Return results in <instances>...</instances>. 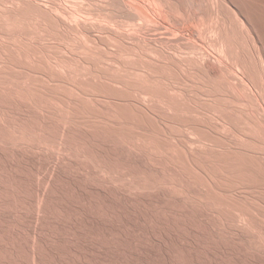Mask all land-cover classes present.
<instances>
[{"label": "bare ground", "instance_id": "6f19581e", "mask_svg": "<svg viewBox=\"0 0 264 264\" xmlns=\"http://www.w3.org/2000/svg\"><path fill=\"white\" fill-rule=\"evenodd\" d=\"M188 1L185 3L181 0H0V66L2 67L0 80L3 79L2 77L21 78L23 82L27 80L24 84L21 82V86L18 85L19 87L16 88L18 90H14L16 94L26 99L37 96L47 104L58 105V110L66 114V116L61 114L63 119L78 124H83L82 120L85 119V116H82L84 119L80 117L83 114H79L80 105L77 108L76 104L72 106L65 103L66 101L62 103L63 101L58 98L59 95L67 93L70 98V101L67 100L69 103L75 94L76 98L78 95L75 99L79 101L80 97L82 109L95 111V115L92 112L90 115L99 117L108 125H110L107 121L108 117L102 114L100 106L104 107V104L107 107L112 106L119 128L125 130L126 127V132L121 131V134L148 144L154 153L160 148L159 145L156 146L157 140L167 135L163 134L162 129L160 131V127L164 128L166 124L185 127L183 123L186 121L184 122L180 117L186 114L184 119H187L185 117L188 115L189 122H186L190 130L188 132L193 136H190V140L193 138L192 145L189 142L190 146L195 145L196 148L193 149L201 151L195 152L190 147L189 150L192 153L194 151V155L188 154L190 161L186 160V164L181 162L183 164L179 167L183 170H179L190 175L197 182L201 174L200 167L206 169V172L202 171L206 176L202 177L205 188L207 186L206 203L209 200L210 206L215 207L216 214L223 220L226 212L233 211V218L239 213V219L247 222L243 228L249 225L255 230L258 227L254 229L256 226L254 224L264 211V199L262 200L264 197L262 195L264 194V55L260 54L255 43L258 39L254 41L245 27L248 24L253 30L255 26L250 25L249 21H246L247 18L244 19L245 13L242 14L239 9L236 12L237 8L234 10L229 0H208L206 6L205 0H203L204 4L198 3V0ZM202 5L205 6L204 9ZM201 18L209 20L208 30H206L207 24H205L206 28L204 23L198 24L199 20L202 22ZM201 25L204 27H198ZM203 29L205 33L208 31L209 36L203 34ZM200 30L201 34H199ZM198 34L208 36L204 38L205 41L208 38V42L204 41L206 44H203L202 37L199 38ZM195 39H200V43L195 42ZM255 71L260 75L259 84L254 80ZM166 72L172 74L173 82L170 81L172 78L165 77L163 73ZM234 73L238 74L239 82L236 85ZM169 74L167 76L171 75ZM14 80H11L12 84ZM39 80L44 82L38 85L36 82ZM236 86H240L241 89ZM194 87L197 89L193 91L195 94L193 98L198 99L200 104L194 99L192 100L195 103L192 102L190 97L188 98L191 101L187 100V92H189L187 90ZM220 87L224 91L221 89L220 91ZM166 92L170 93L167 98L171 96L172 99L169 98L174 99L173 101H168L169 98L164 99ZM133 95L135 98L131 97ZM75 99L72 101L73 104ZM28 101L31 103V100ZM100 102L104 104L99 106ZM159 103L168 105V113L172 114L171 119L163 120L162 116L153 114L151 109ZM234 116H238L240 124L242 122L252 126L251 134L256 132V135H248L246 130L242 133L239 128L237 130ZM232 118L235 120L233 121ZM211 119L217 124V127L214 126L218 128L216 137L209 132L211 125L208 129V122ZM140 126L148 129V133L139 132ZM155 126L160 132L155 131ZM111 127L116 128L112 125ZM111 127L107 128L110 130H106L111 131ZM13 131L7 133L10 140L35 136L29 133L32 134L30 137L28 132L22 129L20 131L16 129L18 135ZM196 132L202 135L197 137ZM229 133H232L231 136H228ZM214 150L217 155H214ZM172 151L171 153L174 154L175 151ZM142 179L140 181L143 182L145 179ZM172 183L174 184L173 181ZM259 195L263 197L259 199ZM263 216L264 214L261 217ZM227 223L229 224V220ZM262 239L260 240L259 237L260 242L263 241Z\"/></svg>", "mask_w": 264, "mask_h": 264}, {"label": "rangeland", "instance_id": "374dc122", "mask_svg": "<svg viewBox=\"0 0 264 264\" xmlns=\"http://www.w3.org/2000/svg\"><path fill=\"white\" fill-rule=\"evenodd\" d=\"M206 2L209 3L205 0V6ZM229 2L232 3L234 10L237 8L236 12L239 9L242 14L245 13L244 19L247 18L246 21L257 28L254 30L256 29L254 27L252 30L248 24L245 26L250 37L254 41L258 39L255 43L263 56L264 0H229ZM198 3L204 4V1L198 0ZM202 6L204 9L205 6ZM207 21L199 20L198 24L204 23L203 25L208 26L210 22ZM208 29L209 26L206 30ZM202 31L204 32V29ZM202 31L200 30L199 34ZM207 32L203 34L209 36ZM203 34L200 36L203 38L201 42L206 44L208 38L206 41L204 38L208 36L205 37ZM195 42L199 44L200 39ZM255 72L253 74L256 82L260 75ZM163 74L172 78L168 79L173 82L171 73V75L167 72ZM168 74L170 76H167ZM233 76L235 81H232L236 85L239 82L238 74L234 73ZM2 78L3 81L0 80V264H264V223L262 222L264 216L261 217L264 211H261L262 214L260 213L254 224L256 225L254 229L258 227L255 230L249 225L243 228L247 222L239 219V213L236 214V211L234 212L236 218H233V211L232 216L230 212H226L227 218L225 216L226 222H224L225 218L223 220L216 214L217 210L212 204L213 207L210 206V201L208 200L207 203L205 201L207 186L205 188L202 180L206 177L204 173L206 169L200 167L201 174L197 182L190 175L180 171L183 169L179 166L186 164V160L189 162L194 151L198 153L201 151L194 150L195 145L190 146L193 139L190 140V136H193L188 132L190 131L186 123L189 122L188 115L185 117L187 119H184L186 114L180 117L184 122L186 121L183 123L186 128L167 124L164 128L160 127V131L163 130V134L167 135L157 140L156 146L159 145L160 148L158 153L155 152L156 155L148 144L121 134V131L126 132V127L125 130L119 128L112 106L107 107L104 103H99V106L104 104L100 109L105 117L107 115V121L110 122L108 125L106 121L94 116L95 111L82 109L80 97L79 101L76 100L78 95L76 98V94H72L74 96L70 103L67 93L66 96L59 95L61 97L58 98L63 101L62 103L66 101L68 105H78L77 108L80 105L79 114L83 113L81 119L85 116L84 121L82 120L83 124L71 120L69 122L63 119L61 114L65 112L58 110V105L47 104L37 96L26 99L16 94L15 91L18 90L16 88L27 80L23 79V82L21 78V80ZM10 79L14 80V85ZM17 79L20 81H16ZM43 82L44 80H39L36 83L39 85ZM236 87L241 89L240 86ZM6 89L9 91L7 92ZM196 89L194 87L187 90L190 93L186 91L189 102L192 99L196 103L199 101L193 98L195 95L193 91ZM220 89L224 91L221 87ZM166 93L164 99L169 97L172 99L171 96L167 98L170 93ZM133 96L131 97L135 98ZM170 98L168 101L174 100ZM74 99L76 101L73 104ZM28 100H31V103ZM164 105L159 103L151 111L153 110V114L158 117L162 116L163 120L171 119L172 114L168 113V105ZM91 112L94 115H90ZM234 118L237 130L239 128L242 133L246 130L248 135H252V126L242 122L240 124L238 116ZM209 121L208 129L212 126V133L211 130L209 132L214 136L218 131L217 124L212 119ZM106 126L111 127V131H107L110 129ZM18 128L26 130L28 134L32 133L37 138L35 136L18 138L19 140L12 138L11 141L7 133L15 132L16 129L20 131L21 129ZM247 129L250 130L249 133ZM145 130L146 128L141 126L138 128L139 132L148 133L149 130ZM196 133H198L197 137L202 135L200 132ZM255 133L253 132L252 136ZM32 134L29 136L32 137ZM231 134L229 133L228 136ZM231 140L234 141L235 137ZM190 147L194 150L193 153L190 152ZM172 150L175 151L174 154L171 153ZM173 155H176V159ZM214 155L217 153L215 152ZM177 156L180 158L179 161ZM140 177L145 180L140 181L142 179ZM138 179L139 181H136ZM134 181L140 182L141 185H137ZM262 195L264 196L263 193ZM260 197L259 195V199L262 198ZM238 220L242 222L236 224ZM239 224H242L241 227ZM248 228H251V231ZM259 231L262 234H258ZM259 237L260 240L263 238V243L259 241Z\"/></svg>", "mask_w": 264, "mask_h": 264}]
</instances>
